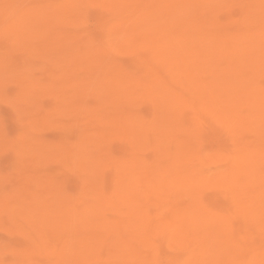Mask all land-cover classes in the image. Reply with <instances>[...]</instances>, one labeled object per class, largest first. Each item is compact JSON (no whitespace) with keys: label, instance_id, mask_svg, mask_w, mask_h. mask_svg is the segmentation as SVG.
<instances>
[{"label":"rangeland","instance_id":"rangeland-1","mask_svg":"<svg viewBox=\"0 0 264 264\" xmlns=\"http://www.w3.org/2000/svg\"><path fill=\"white\" fill-rule=\"evenodd\" d=\"M197 2L199 12L186 23L192 30L204 22L242 38L264 15V0ZM173 4L180 6L176 0H0V264L264 263V181L256 182L264 176V113L253 123V96L244 94L249 101L233 88L224 91L230 113L218 115L210 97L201 98L206 91L195 96L187 86L192 98L183 90L185 79L176 100L175 81L195 68L167 57L170 27L186 16ZM162 8L176 13L163 20L164 31ZM173 62L181 69L176 80L168 72ZM261 69L264 93V62ZM155 84L174 88L176 97L160 98L165 91ZM166 120L175 122L174 131ZM182 134L192 139L194 157L173 169L168 156L182 158ZM193 150H203L198 159Z\"/></svg>","mask_w":264,"mask_h":264},{"label":"bare ground","instance_id":"bare-ground-1","mask_svg":"<svg viewBox=\"0 0 264 264\" xmlns=\"http://www.w3.org/2000/svg\"><path fill=\"white\" fill-rule=\"evenodd\" d=\"M3 1V0H2ZM82 1V0H81ZM176 1H178V4L180 5L179 7L178 6H176L175 4H173V10H174V8H177V9H181V11H182V13L184 14V15H186V16H183L182 17V15H180L181 16V18H183V20L186 18L187 20L184 22L183 20H182V24L180 25V26H178V27H170V30H169V33H168V31H167V33H168V38H167V41H169V42H171V44H169V46H166V54H167V57L169 58V59H172L173 60V58H177V57H181V59H180V63H182V65H184L185 64V66L187 65V64H190V65H192V67L193 68H195L194 69V71H193V69L192 68H190L189 70H191V71H188V69L187 70H184L183 69V71H187V72H183V73H180L181 75H182V77H184L182 80H186L187 81V84H185L184 86L186 87L185 89H183V90H186L187 89V86L188 87H192V86H194L193 88H194V90H195V92L194 91H191V89H193V88H188V89H190V91L192 92V93H194V95H195V93H197V92H199L200 90H202V92L203 91H206L207 93H204L203 95H204V97H203V95L201 96V98H203L204 99V101H205V97H207L206 98V100L208 99V97H210L209 99H210V102H209V104H211L210 105V107L209 108H211V106H216L217 108L219 107L220 108V111L218 112V115L221 113V115L223 114V115H225L224 113H230L229 111L230 110H228V103H229V100H227V95H226V97H225V93H224V91L225 92H228V90H230V89H233L234 88V90H238V92H239V94H240V92H242L243 93V95L244 94H246L247 93V95H250V97H252L251 99H252V103H255L254 105L256 106V107H253V110L255 109V108H257L256 109V113L257 114H255V112L253 111V113H254V117H253V120H252V118H251V121H253V123H254V121H255V119L256 118H258V119H256V120H259L260 122H261V119H262V117L263 116H261L263 113H264V108H262V102H263V104H264V93L262 92V87H261V89H260V83L258 84V82H257V80H258V78H259V76L261 75V74H263V70L261 69V70H259L260 69V66H261V63H263L262 62V60L263 59H260L261 58V55H260V53L261 52H264V24L262 23V25H263V27H262V25L260 24L259 25V20H262L261 22H264V15H263V17H261V16H257V17H261V19L260 18H258L257 19V21H256V24H258L257 25V27H256V30H252V29H248L247 31L245 30V32H243V34H242V38L239 36H237V35H235V34H233V33H231V32H228V30L227 31H223L222 29H218L217 28V26H216V28L214 27V25H211V24H209V25H207V23H204L203 22V24L201 25H199V27H196V28H194V30H192L193 28H191V29H189V28H186V23L189 21V19H190V17H192V15L196 12V11H198L199 12V10H198V5H197V0H176ZM84 3H85V1H83ZM152 3V2H151ZM163 3H165V2H163ZM171 3H173L172 1H171ZM170 3V4H171ZM251 3H252V1H251ZM3 4V3H2ZM49 4V3H48ZM62 4V3H61ZM168 4V3H167ZM55 5V4H54ZM47 6V5H46ZM56 6V5H55ZM201 6V5H200ZM212 6V5H211ZM257 6V5H256ZM61 8V7H60ZM171 7L170 6H166L165 7V9H170ZM202 8V7H201ZM209 8V7H208ZM259 8V7H258ZM155 9V8H154ZM153 9V10H154ZM53 10V9H52ZM263 10V9H262ZM151 11V10H150ZM164 8H162V9H160V15L158 16V18H159V20H160V22L159 23H162L163 24V26H164V28H162V31H164L167 27H168V25L166 24V22L164 23L163 22V20L165 19V18H169L170 16H176L173 12H168V13H166V14H163L164 12ZM65 12V11H64ZM152 12V11H151ZM190 12H191V14H190ZM262 13V12H261ZM80 14V13H79ZM143 14V13H142ZM153 14V13H152ZM155 14V13H154ZM68 15V14H67ZM178 15V14H177ZM195 15V14H194ZM193 15V16H194ZM198 15V14H197ZM250 15V14H249ZM256 15V14H255ZM60 16V15H59ZM206 16V15H205ZM253 16V15H252ZM148 17V16H147ZM150 17V16H149ZM115 18V17H114ZM256 18V17H255ZM58 19V18H57ZM178 19V18H177ZM146 16H143L142 17V19H141V21L143 22L140 26H146L147 24L145 23L146 21ZM195 20H197V19H195ZM244 20V19H243ZM139 21H140V19H139ZM167 21V20H166ZM252 21V20H251ZM255 21V20H254ZM136 22V21H135ZM260 22V23H261ZM46 23V22H45ZM139 23V22H138ZM148 23V22H147ZM119 24V23H118ZM127 24V23H126ZM188 24V23H187ZM170 25V24H169ZM211 25V26H210ZM244 25H247V26H249V24H245L244 23ZM31 26V25H30ZM213 26V27H212ZM222 26V25H221ZM124 27V26H123ZM160 28H161V26H159ZM192 27H193V25H192ZM64 28V27H63ZM121 28V27H120ZM130 28V27H129ZM119 29V28H118ZM254 29V28H253ZM58 30H59V28H58ZM114 30V29H113ZM161 31V30H160ZM211 31H213V32H211ZM244 31V30H243ZM136 32V31H135ZM68 33V32H67ZM125 33V32H124ZM240 33V32H239ZM48 34V33H47ZM62 34V33H61ZM7 35V34H6ZM27 35V34H26ZM25 35V36H26ZM244 35V36H243ZM24 36V37H25ZM112 36V35H111ZM133 36V35H132ZM122 37H124V36H122ZM121 37V38H122ZM26 38V37H25ZM127 38V37H126ZM133 39H134V37H133ZM116 40V39H115ZM143 40V39H142ZM25 41V40H24ZM32 41V40H31ZM47 41H49V40H47ZM126 41V40H125ZM130 41V40H129ZM72 42V41H71ZM158 43V42H157ZM65 44V43H64ZM112 44H113V42H112ZM126 44V43H125ZM46 45V44H45ZM28 46V45H27ZM116 46V45H115ZM114 46V47H115ZM50 47V46H49ZM49 47H47V48H49ZM109 47V46H108ZM71 48H72V46H71ZM158 48V47H157ZM154 49V48H153ZM159 49H161V48H159ZM88 50V49H87ZM108 50H110L109 48H108ZM114 50V49H113ZM123 50V49H122ZM44 51H45V49H44ZM70 51V50H69ZM75 51V50H74ZM107 51V50H106ZM157 51V50H156ZM156 51H154V52H156ZM28 52V51H27ZM77 52V51H76ZM154 52H153V54H154ZM260 52V53H259ZM51 53V52H50ZM108 53V52H107ZM114 53V52H113ZM258 53H259V55H260V57H259V59H258ZM33 54V53H32ZM63 54V53H62ZM71 54V53H70ZM152 54V53H151ZM152 54V55H153ZM164 54V53H163ZM166 54H164V56H166ZM257 58V60L258 61H256V60H253V58L255 59V57H253V55ZM255 54H257L258 56H256ZM79 55V54H78ZM151 55V56H152ZM157 55V54H156ZM247 55H251V56H249V59H250V57H252L251 59H250V61H249V59H248V57L246 58V56ZM90 56V55H89ZM154 56V55H153ZM99 57V56H98ZM159 57V56H158ZM151 58H154V57H151ZM168 58H166L167 60H168ZM263 58H264V55H263ZM99 60V59H98ZM151 60V59H150ZM1 61V60H0ZM62 61V60H61ZM91 61H93V60H91ZM91 61H89V62H91ZM179 61V60H178ZM168 62H171V60L170 61H168ZM116 63V62H115ZM174 63L175 62H173L172 64H170L171 65V67H170V69H169V73H171L172 71H173V74H175V76L174 77H172V78H175V80H176V71H181V69L179 68V65H178V67L176 68V66H174ZM257 63H259L260 65H257ZM35 64V63H34ZM57 64V63H56ZM114 64V63H113ZM8 65V64H7ZM181 65V66H182ZM255 65V66H254ZM82 66V65H81ZM209 66H212V67H209ZM249 66V67H248ZM252 66V69H248V68H250ZM258 66H259V69H258ZM54 67V66H53ZM159 67V66H158ZM157 67V68H158ZM248 67V68H247ZM7 68V67H6ZM80 68V67H79ZM103 68V67H102ZM174 68H176V69H174ZM247 70H249V71H246V69ZM20 69V68H19ZM56 70V69H55ZM211 71V72H210ZM259 71H261V72H259ZM209 72V73H208ZM29 73V72H28ZM24 74V73H23ZM114 74H115V72H114ZM117 74V73H116ZM180 74H178L177 75V77L179 76V78L181 77V75ZM209 74V75H208ZM54 75V74H53ZM101 75V74H100ZM106 76V75H105ZM12 77V76H11ZM169 77V76H168ZM258 77V78H257ZM28 79V78H27ZM105 79H107V78H105ZM104 79V80H105ZM111 78H109V80H110ZM122 79V78H121ZM135 79V78H134ZM178 79V78H177ZM144 80H145V78H144ZM144 80H141L142 82L144 81ZM174 80V81H175ZM181 80V81H182ZM184 80V81H185ZM141 81L140 80H138V82H140L141 83ZM180 81V82H181ZM186 81L185 82H183L182 81V83H181V85H180V82L179 81H175L176 82V84H179V87H177L176 89H178L177 91H175V89L171 86V88H173V90L177 93H174V91L173 90H171V91H168V86L166 87L165 86V89L164 88H162V87H158L156 84V86L158 87V91L160 92L162 89H164V91L165 92H167L166 94H164V93H162V91H161V93H162V95L160 94V98L162 97V96H164V97H162L163 99H165V98H169V99H171L170 97H172L173 95H174V97H176L177 95L179 96V95H182V93H180L179 92V90H181L180 88H181V86H182V88L184 87L183 86V83H186ZM171 82V81H170ZM173 82V81H172ZM175 82H174V84H175ZM177 82H179V83H177ZM144 84V83H143ZM159 84V83H158ZM29 85V84H28ZM32 85V84H31ZM108 85V84H107ZM106 85V86H107ZM111 85V84H110ZM160 85V84H159ZM163 85V84H162ZM106 86H105V88H106ZM264 86V85H263ZM161 88V89H160ZM167 88V89H166ZM37 89V88H36ZM109 89V88H108ZM239 89H241L242 91H240ZM261 91H260V90ZM110 90V89H109ZM148 90V89H147ZM150 90H152V89H150ZM197 90H199V91H197ZM233 90V92L235 93H237L238 94V92H237V90L236 91H234ZM30 91V90H29ZM106 91V90H105ZM158 91H155V92H158ZM188 90H186V92H187ZM197 91V92H196ZM264 91V90H263ZM143 92V91H142ZM145 92V91H144ZM148 92V91H147ZM152 92V91H151ZM168 92H170V94L168 93ZM171 92H173V93H171ZM178 92H179V94H178ZM189 92V91H188ZM187 92V93H188ZM222 92H223V94H222ZM229 92H231V90L229 91ZM245 92V93H244ZM262 92V93H261ZM107 93V92H106ZM146 93V92H145ZM235 93V94H236ZM108 94V93H107ZM148 94V93H147ZM146 94V95H147ZM155 94H157V93H155ZM169 96H168V95ZM173 94V95H172ZM175 94H176V96H175ZM188 94H190V92L188 93ZM221 94V95H220ZM226 94H229V93H226ZM233 94V93H232ZM231 94V96H233ZM238 94V96L240 97L241 95H239ZM109 95H111V93L109 94ZM119 95V94H118ZM145 95V96H146ZM165 95H166V97H165ZM193 95V94H192ZM191 94H190V97L192 96ZM192 96V98H194L195 96H197L198 94H196L195 96ZM222 95H224V99L223 100H221V98H223V96ZM73 96V95H72ZM107 96V95H106ZM136 96V95H135ZM152 96V95H151ZM178 96H177V99L176 100H178ZM230 96V94L228 95V97L230 98L231 97ZM238 96L236 97V95H234V99L233 100H237V99H235V97L236 98H238ZM245 97H246V95H244ZM65 97V96H64ZM150 97V96H149ZM155 97V96H154ZM159 97V96H158ZM173 97V98H174ZM181 97H184V95L183 96H181ZM187 97V96H186ZM199 97V96H198ZM245 97H244V99H245ZM32 98V97H31ZM112 98V97H111ZM121 98V97H120ZM125 98V97H124ZM123 98V99H124ZM160 98H158V100L160 99ZM185 98V97H184ZM184 98L182 99V100H184ZM226 98V99H225ZM188 99V98H187ZM191 99V98H190ZM196 99V98H195ZM238 99H240V98H238ZM246 99L247 100H249V98L248 97H246ZM250 99V100H251ZM120 100H122V98L120 99ZM161 100V99H160ZM166 100H168V99H166ZM165 100V101H166ZM201 101H202V99H200ZM233 100H231V101H233ZM242 100V99H241ZM247 100H246V102H247ZM249 100V101H250ZM114 101V100H113ZM125 101V100H124ZM128 101V100H127ZM201 101H198L199 103L201 102ZM248 101V102H249ZM122 101H120V103H121ZM161 103L163 102V104H164V100H162V101H160ZM172 102H173V100H172ZM185 102H187L186 101V99H185ZM247 102V103H248ZM16 103V102H15ZM113 103V102H112ZM115 103V102H114ZM117 103V102H116ZM127 103V102H126ZM159 103V102H158ZM180 103V102H179ZM182 103H184V102H182ZM182 103L180 104V105H182ZM17 104V103H16ZM128 104V103H127ZM126 104V105H127ZM162 104V105H163ZM166 104V103H165ZM164 104V105H165ZM168 106L167 107H169V109H173L172 107H174V105L173 106H171L172 104L170 103V101L168 100ZM166 104V105H167ZM169 104H171V105H169ZM175 104V103H174ZM198 104V103H197ZM161 105V104H160ZM159 105V106H160ZM178 105V106H177ZM184 105V104H183ZM199 106L198 107H200L201 106V108H206V107H204V106H202V104H198ZM203 105H205V104H203ZM252 105V104H251ZM171 106V107H170ZM187 106H189V105H187ZM207 106V105H206ZM84 107V106H83ZM131 107V106H130ZM163 107V106H162ZM175 107H177V108H181V106L179 107V104H176V106ZM215 107V108H216ZM240 107V106H239ZM166 111H167V109L165 108V107H163ZM208 107H207V109H209ZM248 108V107H247ZM249 108H250V105H249ZM252 108V107H251ZM262 108V109H261ZM81 109V108H80ZM109 109V108H108ZM168 109V110H169ZM185 109V108H184ZM230 109V108H229ZM140 110V109H139ZM219 110V109H218ZM200 112H202L201 110H199ZM204 111V110H203ZM252 110H248V112H251ZM261 111H263L262 112V114H260L261 113ZM170 113H171V111H170ZM196 113V112H195ZM235 113V112H234ZM252 113V112H251ZM232 114H233V111H232ZM243 114V113H242ZM259 114V115H258ZM128 115V114H127ZM133 115V114H132ZM177 115V114H176ZM229 115V114H228ZM235 115V114H234ZM131 118H133L131 115H129ZM134 116V115H133ZM136 116V115H135ZM135 116H134V118H135ZM195 116V115H194ZM257 116V117H256ZM129 117V118H130ZM137 117H139V116H136V120H138L137 119ZM178 117V116H177ZM249 117V116H248ZM128 118V119H129ZM255 118V119H254ZM152 119V118H151ZM165 119V118H164ZM133 120V119H132ZM141 121L139 122V123H141V122H143L142 120H144V119H140ZM263 120V119H262ZM34 121V120H33ZM48 121V120H47ZM139 121V120H138ZM144 121H146V122H148L147 120H144ZM167 121V125H166V127L168 126V127H170V129L172 130V127H171V125L172 126H174V125H176L175 124V122H172V123H169L168 122V120H166ZM227 121V120H226ZM85 122V121H84ZM134 122H137V121H134ZM156 122V121H155ZM161 122V121H160ZM171 122V121H170ZM229 122V121H228ZM263 122V121H262ZM52 123V122H51ZM154 123V122H153ZM251 123V122H250ZM162 124H164V121H163V123L161 122V124L159 123V126L161 125L162 126ZM170 126H169V125ZM181 124V123H180ZM229 124V123H228ZM264 124V123H263ZM148 124L146 123V126H147ZM179 125V124H178ZM177 125V126H178ZM230 125V124H229ZM23 126V125H22ZM141 127H142V124L140 125ZM139 126V127H140ZM143 126H144V123H143ZM158 126V125H157ZM156 126V127H157ZM158 126V127H159ZM176 126V127H177ZM203 126V125H202ZM145 127V126H144ZM157 127V128H158ZM166 127H164L163 126V128H164V131H165V129H166V131L168 130ZM259 127V126H258ZM23 128V127H22ZM146 128V127H145ZM162 128V127H161ZM163 128H162V130H161V132H163ZM186 128V127H185ZM247 128V127H246ZM153 129H156V128H153ZM159 129V128H158ZM157 129V130H158ZM169 129V130H170ZM239 129V128H238ZM248 129V128H247ZM258 129V128H257ZM145 131L146 130H148V129H144ZM152 130V129H151ZM169 130L166 132V134L167 133H169ZM170 130V133H171V135L172 136H174L173 134L174 133H172V131H174V129L171 131ZM175 130H176V128H175ZM242 130V129H241ZM190 131V130H189ZM200 131V130H199ZM232 131V130H231ZM90 132V131H89ZM149 132H151L150 131V129H149ZM157 131H155V133H156ZM160 131H158L157 133H159ZM161 132L159 133L160 134V138L162 139V134H164L165 132H163L162 134H161ZM176 132V131H175ZM145 133V132H144ZM157 133H156V136H157ZM169 133V134H170ZM182 133V132H181ZM158 134V135H159ZM166 134H164L163 135V139H165L166 138ZM186 135V134H185ZM187 135H188V133H187ZM165 136V137H164ZM168 136V139H169V136L170 135H167ZM172 136H170V140H172L171 138H172ZM179 137H181L180 139H181V141L183 140V139H185L184 137V135L182 134V136L180 135ZM187 138L185 139V140H183L184 142H183V144L184 145H186V146H179V144L181 145V143L182 142H178V144H177V146H179L181 149H179V147H178V149L181 151H178V153H179V156H181V154L183 153V155H182V158H184V159H182L181 157V159H180V161H177V159L179 158L178 156L177 157H175V156H173V153L171 154V155H169L168 156V158L172 161V163H170L171 165H172V168L174 169H177L178 167L179 168H181L182 167V163L181 162H183L186 158L187 159H189V160H193V158L192 157H194V156H192L193 155V153H192V149L190 148L191 146H187V144H189V143H187V142H189L190 140H192V139H190L188 136H186ZM158 138V137H157ZM159 138V139H160ZM175 138V137H174ZM162 139V140H163ZM179 139V140H180ZM189 141H188V140ZM24 140V139H23ZM110 140V139H109ZM194 140H196L195 138H194ZM239 141V140H238ZM173 142H175V140L173 141ZM196 142V141H195ZM236 142V141H235ZM263 142V141H262ZM94 143V142H93ZM186 143V144H185ZM190 143H191V141H190ZM197 143V142H196ZM198 143H200V142H198ZM162 144H164L163 143V141H162ZM167 144V143H166ZM170 144H172L171 142L170 143H168V146L170 145ZM201 144V143H200ZM105 145V144H104ZM199 145V144H198ZM233 145V144H232ZM33 146V145H32ZM176 146V147H177ZM88 147V146H87ZM149 147V146H148ZM147 147V148H148ZM162 147V146H161ZM183 147H184V149H185V151H183L184 149H183ZM186 147H188V148H186ZM198 147V146H197ZM196 147V148H197ZM106 148V147H105ZM169 148V147H168ZM192 148H194V147H192ZM190 149H191V151H190ZM199 149V148H198ZM174 150V149H173ZM189 150V151H188ZM200 152L201 151H203V150H199ZM199 151H198V153H199ZM193 152H194V150H193ZM257 152V151H256ZM168 153H170L169 151H168ZM186 153H189V154H187V155H189V157L186 155ZM195 154V158L197 157V159L199 158L198 156L200 155V153L198 154L197 153V150H196V152H194ZM253 153V152H252ZM78 154V153H77ZM167 154V153H166ZM196 154L198 155V156H196ZM257 154V153H256ZM65 156V155H64ZM192 156V157H191ZM225 156V155H224ZM117 157V156H116ZM255 157H256V155H255ZM73 158V157H72ZM167 158V157H166ZM106 159V158H105ZM129 159V158H128ZM187 159L185 160V161H187ZM201 159V158H200ZM188 160V161H189ZM187 161V162H188ZM98 162V161H97ZM105 162V161H104ZM179 164H181V165H179ZM241 164V163H240ZM247 164V163H246ZM254 164V163H253ZM256 164V163H255ZM243 165H245V164H243ZM185 166V165H184ZM249 166V165H248ZM202 167V166H201ZM244 167V166H243ZM116 168V167H115ZM170 168V167H169ZM247 168V167H246ZM245 168V169H246ZM119 170V169H118ZM194 170V169H193ZM192 170V171H193ZM172 171V170H171ZM180 171H183V170H180ZM179 171V172H180ZM177 172V170L175 171V173ZM167 172H164V176H165V178H166V174ZM190 173H192V172H190ZM193 174V173H192ZM217 174V173H216ZM264 175V174H263ZM173 176V175H172ZM176 176H178V173H177V175ZM248 176V175H247ZM257 176H259V174L257 175ZM174 177H175V175H174ZM225 177V176H224ZM224 177H222L223 179L221 180V178H220V180H221V182L222 181H224L226 178H224ZM229 177V176H228ZM260 177V179H261V175L259 176ZM103 178V177H102ZM159 178V177H158ZM164 178V177H163ZM175 179H176V177H175ZM249 179V178H248ZM256 180V182L258 181H264V176L262 177V179L261 180ZM96 180V179H95ZM180 180V179H179ZM191 180V179H190ZM251 181V180H250ZM164 182V181H163ZM229 182V181H228ZM176 183H178V182H176ZM158 184V183H157ZM164 184V183H163ZM168 184V183H167ZM175 184V183H174ZM179 184V183H178ZM181 184V183H180ZM180 184H179V186H180ZM264 184V183H263ZM237 185V184H236ZM240 185V184H239ZM89 186V185H88ZM177 186V185H176ZM123 187V186H122ZM241 188V187H240ZM85 189V188H84ZM159 189V188H158ZM45 191V190H44ZM88 191V190H87ZM237 191V190H236ZM263 192V191H262ZM236 193V192H235ZM195 194V193H194ZM244 194V193H243ZM255 194H257V193H255ZM8 196V195H7ZM18 196V195H17ZM151 196V195H150ZM236 196V195H235ZM245 196V195H244ZM108 197H109V195H108ZM249 197V196H248ZM256 197V196H255ZM160 198V197H159ZM158 198V199H159ZM6 199V198H5ZM243 200V199H242ZM2 201V200H1ZM106 201V200H105ZM236 201H238V200H236ZM252 201V200H251ZM234 202V201H233ZM3 203V202H2ZM46 203V202H45ZM88 203V202H87ZM105 203V202H104ZM68 204V203H67ZM208 204V203H207ZM241 204V203H240ZM239 204V205H240ZM201 205V204H200ZM16 206V205H15ZM3 207V206H2ZM9 207V206H8ZM14 207V206H13ZM244 207V206H243ZM3 208H6L5 206L3 207ZM1 209V208H0ZM39 209H40V207H39ZM90 209H92V208H90ZM113 209V208H112ZM248 209V208H247ZM38 210V209H37ZM43 210H44V207H43ZM218 210V209H217ZM75 211V210H74ZM243 211V210H242ZM39 212H41V211H39ZM46 212V211H45ZM84 212V211H83ZM200 212V211H199ZM4 213V212H3ZM38 213V212H37ZM42 213V212H41ZM44 213V212H43ZM42 213V214H43ZM13 214V213H12ZM48 214V213H47ZM78 214V213H77ZM197 214V213H196ZM201 214V213H200ZM252 214V213H251ZM11 215V214H10ZM39 215V214H38ZM79 215V214H78ZM130 215V214H129ZM183 215V214H182ZM193 215V214H192ZM222 215V214H221ZM45 216H47V215H45ZM201 216V215H200ZM207 216V215H206ZM224 216V215H223ZM230 216V215H229ZM76 217H77V215H76ZM81 217V216H80ZM86 217V216H85ZM195 217V216H194ZM202 217H205L204 216V213H203V216ZM224 217H226V216H224ZM12 218V217H11ZM174 218V217H173ZM172 218V219H173ZM199 218V217H198ZM223 218V217H222ZM78 219V218H77ZM84 219V218H83ZM141 219V218H140ZM175 219V218H174ZM80 220V219H79ZM139 220V219H138ZM14 221V220H13ZM16 221V220H15ZM88 221H89V219H88ZM174 221V220H173ZM96 222V221H95ZM180 222V221H179ZM247 222V221H246ZM251 222V221H250ZM44 223V222H43ZM255 224V223H254ZM258 224V223H257ZM261 224V223H260ZM10 225V224H9ZM167 225V224H166ZM249 225V224H248ZM198 227V226H197ZM15 228V227H14ZM255 228V227H254ZM191 230V229H190ZM200 230V229H199ZM209 230V229H208ZM232 230V229H231ZM260 230V229H259ZM189 231V230H188ZM229 231V230H228ZM206 232H208L207 230H206ZM231 232V231H230ZM203 233V232H202ZM205 233V232H204ZM216 233V232H215ZM198 234V233H197ZM206 234V233H205ZM130 235V234H129ZM138 235V234H137ZM193 235V234H192ZM81 236V235H80ZM94 236V235H93ZM172 236V235H171ZM183 236V235H182ZM196 236V235H195ZM228 236H230L229 234H228ZM135 237V236H134ZM184 237V236H183ZM213 238H215L216 236H214V234H213V236H212ZM202 238V237H201ZM232 238V237H231ZM139 239V238H138ZM174 239V238H173ZM159 240V239H158ZM168 240V239H167ZM177 240V239H176ZM178 241V240H177ZM195 241V240H194ZM240 241V240H239ZM263 241V240H262ZM261 241V242H262ZM160 242V241H159ZM175 242V241H174ZM203 242V241H202ZM114 243V242H113ZM142 243V242H141ZM241 243V242H240ZM200 244V243H199ZM212 244V243H211ZM242 244V243H241ZM246 244V243H245ZM169 245V244H168ZM176 245V244H175ZM196 245V244H195ZM244 245V244H243ZM137 246V245H136ZM236 246V245H235ZM142 247V246H141ZM77 248V247H76ZM134 249V248H133ZM182 249V248H181ZM203 249V248H202ZM238 249V248H237ZM239 250V249H238ZM200 251V250H199ZM209 251V250H208ZM154 252V251H153ZM137 253V252H136ZM186 253V252H185ZM134 255H135V253H133ZM196 254V253H195ZM194 254V255H195ZM15 255V254H14ZM193 255V256H194ZM207 255V254H206ZM262 255V254H261ZM18 256V255H17ZM69 256V255H68ZM111 256V255H110ZM191 256V255H190ZM196 256H197V254H196ZM253 257V256H252ZM251 257V258H252ZM142 258V257H141ZM30 259H31V257H30ZM204 259H206V258H204ZM254 259V258H253ZM117 260V259H116ZM128 260V259H127ZM150 260V259H149ZM186 260H188V259H186ZM199 260H201V259H199ZM208 260V259H207ZM263 260V259H262ZM189 261V260H188ZM203 261V260H202ZM264 261V260H263ZM130 262V261H129ZM186 262V261H185ZM190 262V261H189ZM204 262V261H203ZM229 262H230V260H229ZM135 263V262H134ZM183 263V262H182ZM234 263H235V261H234ZM247 263V262H246ZM258 263V262H257ZM151 264V263H150ZM175 264V263H174ZM181 264V263H180ZM184 264H186V263H184ZM208 264V263H207ZM243 264V263H242ZM258 264H264L263 262L262 263H258Z\"/></svg>","mask_w":264,"mask_h":264}]
</instances>
